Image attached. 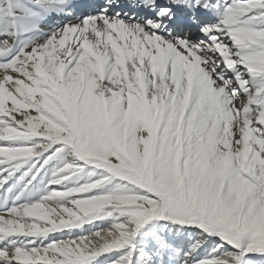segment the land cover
<instances>
[{"label": "snow or ice", "instance_id": "snow-or-ice-1", "mask_svg": "<svg viewBox=\"0 0 264 264\" xmlns=\"http://www.w3.org/2000/svg\"><path fill=\"white\" fill-rule=\"evenodd\" d=\"M0 264H264V0H0Z\"/></svg>", "mask_w": 264, "mask_h": 264}, {"label": "bare ground", "instance_id": "bare-ground-1", "mask_svg": "<svg viewBox=\"0 0 264 264\" xmlns=\"http://www.w3.org/2000/svg\"><path fill=\"white\" fill-rule=\"evenodd\" d=\"M87 171L88 170H85V173ZM80 179H81V177L78 176V177L74 178L72 181H69L67 183V185H55L53 187H62V186L71 187L72 185H74L77 182H79ZM103 226H104L103 222L100 221V220H97L94 223H85L81 227L72 229L70 232L69 231H64V232L55 233L54 235L50 236L49 239L67 237L69 235H73V236L80 235V234H82L84 232L91 231L95 227H103Z\"/></svg>", "mask_w": 264, "mask_h": 264}]
</instances>
